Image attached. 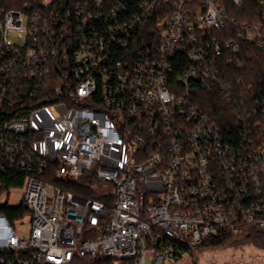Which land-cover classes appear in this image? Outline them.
<instances>
[{
  "label": "built area",
  "instance_id": "1",
  "mask_svg": "<svg viewBox=\"0 0 264 264\" xmlns=\"http://www.w3.org/2000/svg\"><path fill=\"white\" fill-rule=\"evenodd\" d=\"M224 1L119 0L104 13L105 0H77L63 35L36 14L0 10V114L17 95L31 103L0 122V163L27 174L29 223L22 234L0 214V264H178L207 239L264 233V107L233 101V57L223 58L239 54L238 40L264 48V0L261 32L240 25L227 40ZM153 16L154 42L112 57ZM193 82L222 100L231 127L200 108ZM49 170L61 182L92 172L110 204L42 181Z\"/></svg>",
  "mask_w": 264,
  "mask_h": 264
},
{
  "label": "trees",
  "instance_id": "2",
  "mask_svg": "<svg viewBox=\"0 0 264 264\" xmlns=\"http://www.w3.org/2000/svg\"><path fill=\"white\" fill-rule=\"evenodd\" d=\"M77 0H52L48 5L42 0H0V10H18L25 15L36 14L48 20L51 25V31L57 35L65 34L66 29L71 33L74 32L73 23L75 22L73 11ZM119 0H105L103 5V12L109 13L113 6L117 5ZM126 7L127 17L136 11L135 3H124ZM225 19L222 32L219 33L224 40L235 39L240 25H244L254 32H261V11L257 0H225L223 5ZM123 13V12H122ZM118 15V14H117ZM108 23H104V29L107 30ZM159 26L156 24V17L147 18L139 23L129 33L128 50L114 48V56H128L132 51H137L150 42H154L156 30ZM70 38V37H69ZM261 43L257 39L253 43L238 40V55L225 54L223 58L233 57L229 66L225 64L226 80L233 90V101L236 103L243 102L248 107L257 104L254 107H264V48H261ZM178 57L173 59L176 74L183 70L184 62ZM24 91V90H23ZM191 93L194 94L195 100L201 109H204L208 116L215 122L222 126L233 125L234 119L231 112L225 108L222 100L211 95V92L204 89L202 85L193 82L190 85ZM50 97H55L52 92ZM26 96L21 95L15 97L17 105L14 108H4L0 114V122H8L11 119L18 118L25 115L31 107V103L26 102ZM264 109V108H262ZM262 109H258L261 113ZM27 174L21 170L11 167L5 161L0 163V191H7L9 189H21L23 181ZM54 183L62 191L71 192L74 196L82 199H97L105 204H110V199H105L98 196L94 192V186L97 183L96 178L92 174L85 175L77 182H61L54 177L52 170H49L48 176L42 177V181H49ZM0 214H2L12 225L15 221L27 217V212L22 206L18 207H0ZM252 245L254 248L264 251V233L258 232L254 228L246 231L241 237H223L221 239H207L203 241L196 249H222L225 247H234L236 245ZM72 264H112L111 258L97 256L93 260L81 258L74 261Z\"/></svg>",
  "mask_w": 264,
  "mask_h": 264
},
{
  "label": "rangeland",
  "instance_id": "3",
  "mask_svg": "<svg viewBox=\"0 0 264 264\" xmlns=\"http://www.w3.org/2000/svg\"><path fill=\"white\" fill-rule=\"evenodd\" d=\"M9 39L15 40L12 36ZM22 192V188L0 191V207H18L21 203ZM14 225L20 233L27 232L29 228L28 217L23 219L21 226L19 220L15 221ZM178 264H264V251L254 248L251 244L222 249L194 248L190 253H186Z\"/></svg>",
  "mask_w": 264,
  "mask_h": 264
}]
</instances>
